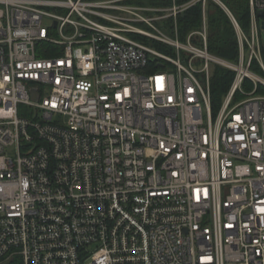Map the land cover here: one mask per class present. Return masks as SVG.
Segmentation results:
<instances>
[{"label": "built area", "instance_id": "2783aa9c", "mask_svg": "<svg viewBox=\"0 0 264 264\" xmlns=\"http://www.w3.org/2000/svg\"><path fill=\"white\" fill-rule=\"evenodd\" d=\"M132 1L0 0V264H264V0Z\"/></svg>", "mask_w": 264, "mask_h": 264}, {"label": "trees", "instance_id": "16d2710c", "mask_svg": "<svg viewBox=\"0 0 264 264\" xmlns=\"http://www.w3.org/2000/svg\"><path fill=\"white\" fill-rule=\"evenodd\" d=\"M233 13L242 29L250 28L249 0H222ZM142 3V0L132 1ZM151 4H159L156 0H150ZM209 22V51L223 59L236 61L238 57V40L235 28L228 14L218 4L211 2L208 8ZM179 29L181 36L186 37L190 32L196 31L202 26V7L194 6L179 16ZM233 74L221 67H215L213 74V95L216 104L226 93L232 82Z\"/></svg>", "mask_w": 264, "mask_h": 264}, {"label": "rangeland", "instance_id": "374dc122", "mask_svg": "<svg viewBox=\"0 0 264 264\" xmlns=\"http://www.w3.org/2000/svg\"><path fill=\"white\" fill-rule=\"evenodd\" d=\"M142 1L145 2V3L151 4V3H150V0H142ZM263 22H264V17H262V18L260 19L261 41H262V43H263V45H264V28H263Z\"/></svg>", "mask_w": 264, "mask_h": 264}, {"label": "water", "instance_id": "95a60500", "mask_svg": "<svg viewBox=\"0 0 264 264\" xmlns=\"http://www.w3.org/2000/svg\"><path fill=\"white\" fill-rule=\"evenodd\" d=\"M260 16H262V13H259ZM263 28H264V22H263Z\"/></svg>", "mask_w": 264, "mask_h": 264}]
</instances>
